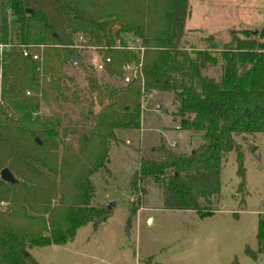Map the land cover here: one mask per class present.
I'll return each mask as SVG.
<instances>
[{
    "label": "trees",
    "instance_id": "obj_1",
    "mask_svg": "<svg viewBox=\"0 0 264 264\" xmlns=\"http://www.w3.org/2000/svg\"><path fill=\"white\" fill-rule=\"evenodd\" d=\"M6 9L16 22L14 42L8 38ZM189 13V0H0V41L12 44L3 64L0 127L30 152L23 163L0 142V171L8 167L17 179L9 183L0 176V202L7 205H0V264H38L30 250L65 245L75 239L80 227L103 214L93 204L92 175L110 173V146L121 141L118 129L140 128L144 92L173 91L179 128L200 132L203 142L186 153L162 141L154 148L157 157L141 156L132 179L135 192L143 195L140 183L153 177L163 186L164 208L210 216L213 210L208 204L220 192L223 163L232 150L237 152L239 191L244 188L245 155L237 138L264 132V43L248 30H243V38L232 31L236 45L223 50L221 78L204 75L202 69L217 58L183 48ZM128 34L141 41L142 53L126 47ZM261 34L264 37V29ZM76 35L87 38V44L107 48L111 61L104 73L121 83L97 84L89 79L88 90L95 92L103 108L77 148L73 144L64 148L58 171L53 158L58 156L56 127L62 113L57 111L53 125L44 127L31 115L39 102L30 99L27 91L43 90L46 97L51 85L47 79L57 78L52 83L56 98L68 101L61 93L66 91L79 103L82 90L65 85L66 76L61 74L78 53ZM25 44L45 45L42 71L40 61L24 55ZM131 63L141 64L142 76L124 83L123 67ZM84 64L80 66L91 69ZM137 209L134 204L130 207L125 222L128 234ZM257 240V250L245 249L255 260L264 253V218L259 221Z\"/></svg>",
    "mask_w": 264,
    "mask_h": 264
},
{
    "label": "rangeland",
    "instance_id": "obj_2",
    "mask_svg": "<svg viewBox=\"0 0 264 264\" xmlns=\"http://www.w3.org/2000/svg\"><path fill=\"white\" fill-rule=\"evenodd\" d=\"M189 4L183 48L189 52H209L217 58L202 69L204 75L221 78L225 67L223 50L236 45L232 31L243 38V30H248L251 37L264 43L261 34L264 0H189ZM3 14L9 19L8 38H13L9 42H14L16 22L7 9ZM125 38L133 36L128 34ZM75 40V43L88 41L87 38L81 40L78 35ZM45 51L46 48H42L43 54ZM91 53L89 48L81 50L85 61ZM61 74L66 76L65 85L82 90L78 104L66 91L61 93L69 98L68 101L56 98L58 92L52 83L56 84L57 78L48 81L51 85L46 97L43 90L39 93L31 90L27 95L39 102L38 109L31 115L39 118L44 127L53 125L51 120L57 111L62 113L61 124L56 127L58 156L53 158L55 164L58 163V171L64 148L70 144L77 148L81 137L90 134L103 108L95 92L88 90L89 79L97 84L121 83L114 75L85 66L73 68L67 64ZM175 100L173 91L144 92L140 128L118 129L121 141L110 146L107 163L110 173L92 175L96 185L93 204L103 214L95 222L80 227L75 239L65 245L30 250L38 264H264V253L255 260L245 250L246 246L257 250L259 221L264 218V132L246 138L238 136L245 155L244 188L239 191L241 178L237 174V152L232 150L223 163L220 192L208 204L213 210L210 216L200 217L191 210L164 208L163 186L153 177H146L140 183L145 188L143 195L135 192L132 179L141 156L157 157L154 148L162 141L186 153L203 142L200 132L179 128L180 118L174 115L178 106ZM66 113L68 116L64 115ZM0 142L9 147L17 160L26 163L29 148L1 127ZM30 161L39 165L35 160ZM62 172L57 173L58 178L62 177ZM3 203L0 205L5 208L7 205ZM132 204L138 209L128 234L125 222ZM150 216L152 220H148Z\"/></svg>",
    "mask_w": 264,
    "mask_h": 264
},
{
    "label": "built area",
    "instance_id": "obj_3",
    "mask_svg": "<svg viewBox=\"0 0 264 264\" xmlns=\"http://www.w3.org/2000/svg\"><path fill=\"white\" fill-rule=\"evenodd\" d=\"M80 39H86L83 35H80ZM12 47L10 43H4L0 41V93L2 92L3 88V64L5 62V55L6 52ZM45 45H32V44H25L22 45L23 53L25 56H31L34 60H38L41 62V67L39 68L42 71L43 68V60L44 55L42 52V48ZM75 47L78 49V59H73L69 62L70 66L73 68L80 67L82 62L88 63L92 69L98 72H104L106 70L107 64L111 61V58L106 53V47H101L93 44H87L86 41L80 42L75 44ZM128 49L140 51L141 53L144 51V46L142 45L141 41L137 38H131L128 40V44L126 46ZM83 48H89L91 50L90 56L85 61V58L81 54V50ZM124 75L123 80L124 83H129L132 80L142 76L141 64H126L123 67ZM51 79L48 78L47 81ZM27 94L30 95L31 91H27ZM134 197V196H133ZM3 205H5L3 203Z\"/></svg>",
    "mask_w": 264,
    "mask_h": 264
},
{
    "label": "water",
    "instance_id": "obj_4",
    "mask_svg": "<svg viewBox=\"0 0 264 264\" xmlns=\"http://www.w3.org/2000/svg\"><path fill=\"white\" fill-rule=\"evenodd\" d=\"M30 11H31V9H28V12H30ZM78 58H79V55L77 53H74L73 59H78ZM38 141H40V140L38 139ZM256 155H258L257 152H256ZM0 176L3 180H5L9 183H13L17 180L16 177L14 176V174L11 172V170L8 167H5L0 171ZM26 255L29 256L30 253L26 251Z\"/></svg>",
    "mask_w": 264,
    "mask_h": 264
},
{
    "label": "crops",
    "instance_id": "obj_5",
    "mask_svg": "<svg viewBox=\"0 0 264 264\" xmlns=\"http://www.w3.org/2000/svg\"><path fill=\"white\" fill-rule=\"evenodd\" d=\"M175 120H176V118H174ZM178 126H180V125H178ZM142 208V207H141ZM141 208H140V210H141ZM153 219V217H148V220H152Z\"/></svg>",
    "mask_w": 264,
    "mask_h": 264
}]
</instances>
